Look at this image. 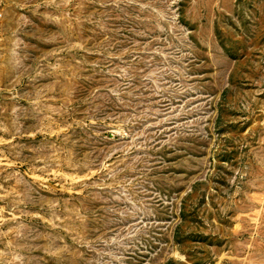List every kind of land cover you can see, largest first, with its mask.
I'll list each match as a JSON object with an SVG mask.
<instances>
[{
  "label": "rangeland",
  "instance_id": "obj_1",
  "mask_svg": "<svg viewBox=\"0 0 264 264\" xmlns=\"http://www.w3.org/2000/svg\"><path fill=\"white\" fill-rule=\"evenodd\" d=\"M0 264H264V0H0Z\"/></svg>",
  "mask_w": 264,
  "mask_h": 264
},
{
  "label": "bare ground",
  "instance_id": "obj_2",
  "mask_svg": "<svg viewBox=\"0 0 264 264\" xmlns=\"http://www.w3.org/2000/svg\"><path fill=\"white\" fill-rule=\"evenodd\" d=\"M201 4V3H200Z\"/></svg>",
  "mask_w": 264,
  "mask_h": 264
}]
</instances>
